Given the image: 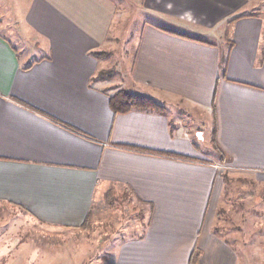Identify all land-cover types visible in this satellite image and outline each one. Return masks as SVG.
Returning <instances> with one entry per match:
<instances>
[{"label": "crops", "instance_id": "1", "mask_svg": "<svg viewBox=\"0 0 264 264\" xmlns=\"http://www.w3.org/2000/svg\"><path fill=\"white\" fill-rule=\"evenodd\" d=\"M130 2L147 20L123 65L106 53ZM118 90L166 113L116 112ZM182 105L210 119L211 143L216 122L225 164L213 146L201 151L195 122L175 116ZM225 169L264 186V0H0V208L41 229L80 230L127 200L147 224L119 244L115 264H189L194 250L197 264H243L213 232L231 192Z\"/></svg>", "mask_w": 264, "mask_h": 264}, {"label": "rangeland", "instance_id": "2", "mask_svg": "<svg viewBox=\"0 0 264 264\" xmlns=\"http://www.w3.org/2000/svg\"><path fill=\"white\" fill-rule=\"evenodd\" d=\"M136 6L137 3L130 2L128 6L125 5L126 8L117 11L111 36L115 46H112V52L106 53L110 56L108 61L119 60L123 65L126 60L131 63L141 26L147 20L142 10L134 8ZM112 69L100 74L101 77H114ZM175 110L176 117L195 122L201 128L202 131L198 132L201 137L196 134L194 138L201 151L212 150L211 133L208 131L210 119H204L205 116L193 108L189 110V106L182 105ZM201 121L205 127L200 125ZM229 171L225 169L223 176L232 179L228 184L225 181L226 191L229 189L231 192L227 191V202L225 209L219 213L220 222L217 226L221 234L227 236L235 246L243 264H264V250H254L252 246L254 242H264V186L256 184L254 179L234 176ZM111 206L109 211L104 208L102 212L106 209L107 214L102 213L100 221L90 224L86 231L41 229L38 223L28 217L0 208L1 225L8 218L16 217L14 229H0V254L4 255L0 258V264H20L24 258L34 259L36 254L38 257L34 264H38L40 258L48 264H115L119 244L127 238L139 236L141 230L146 229L147 218L143 220L145 212L140 214L127 200H112ZM137 214H140L138 217L141 220ZM108 215L110 218L105 219ZM55 242H59L58 245ZM27 244H31L32 250L24 252L23 248ZM6 246L9 247L8 251ZM256 252L260 254L259 260L255 258Z\"/></svg>", "mask_w": 264, "mask_h": 264}, {"label": "trees", "instance_id": "3", "mask_svg": "<svg viewBox=\"0 0 264 264\" xmlns=\"http://www.w3.org/2000/svg\"><path fill=\"white\" fill-rule=\"evenodd\" d=\"M234 20L229 21V23L226 24L225 26V38L227 39L228 42V35H229V28L231 27L232 23ZM174 34H179V31H172ZM233 43H230V48H232ZM230 49L227 51L225 55L222 56L221 61H220V66L222 69V73L225 74L226 71V63L228 60ZM215 103V101H213ZM213 103V109L215 107ZM110 105L115 110L116 112L119 113H127L130 112L131 110H146V111H152V112H157L160 114H165L166 113V107L154 99L147 97V96H140V95H133L126 90H119L117 91L110 100ZM216 122L214 124V129L212 133V146L213 148L217 151V153L220 155V161L222 164H225L227 160L224 158L223 152L216 143ZM170 155V154H167ZM223 209L220 211L222 212ZM219 212V213H220ZM91 224V219L88 218L87 222L81 227L80 230H89ZM213 232L215 234H218L220 232V228L217 226ZM200 257V252L198 250H194L190 260L189 264H197L198 260Z\"/></svg>", "mask_w": 264, "mask_h": 264}, {"label": "water", "instance_id": "4", "mask_svg": "<svg viewBox=\"0 0 264 264\" xmlns=\"http://www.w3.org/2000/svg\"><path fill=\"white\" fill-rule=\"evenodd\" d=\"M198 137H201V133H198Z\"/></svg>", "mask_w": 264, "mask_h": 264}]
</instances>
